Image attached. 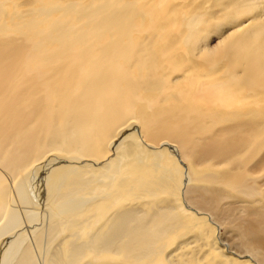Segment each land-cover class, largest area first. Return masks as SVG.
Instances as JSON below:
<instances>
[{
    "label": "bare ground",
    "instance_id": "obj_1",
    "mask_svg": "<svg viewBox=\"0 0 264 264\" xmlns=\"http://www.w3.org/2000/svg\"><path fill=\"white\" fill-rule=\"evenodd\" d=\"M0 264H264V0H0Z\"/></svg>",
    "mask_w": 264,
    "mask_h": 264
},
{
    "label": "rangeland",
    "instance_id": "obj_2",
    "mask_svg": "<svg viewBox=\"0 0 264 264\" xmlns=\"http://www.w3.org/2000/svg\"><path fill=\"white\" fill-rule=\"evenodd\" d=\"M23 209H25V208H23ZM22 208H20V213H22L23 211H25V210H23ZM23 210V211H22ZM24 213L25 212H23V214H21V216H23L24 215Z\"/></svg>",
    "mask_w": 264,
    "mask_h": 264
}]
</instances>
